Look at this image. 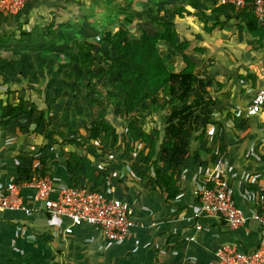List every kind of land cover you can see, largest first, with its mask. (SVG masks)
Segmentation results:
<instances>
[{"label": "crops", "instance_id": "crops-1", "mask_svg": "<svg viewBox=\"0 0 264 264\" xmlns=\"http://www.w3.org/2000/svg\"><path fill=\"white\" fill-rule=\"evenodd\" d=\"M139 1L128 0L127 4L136 9ZM148 1L151 4L142 8L147 10L159 6L161 12L172 9L175 3L180 4V1L173 2L175 0ZM199 1L209 7L220 5L218 0ZM93 3L100 8L103 16H108L109 12L123 14L121 10L117 11V8L122 9V0H30L27 8L13 21L0 17L10 23L21 21L20 27L32 26L31 30L36 25L52 24L56 33L52 32L48 40L53 42L56 39L59 42L62 34L59 35L58 30L63 24L70 25L71 11L82 8L86 11L82 17H88L87 11L92 8ZM240 10L235 8L234 12L227 11L228 18L223 13L219 14V23L209 32L204 27L205 23L200 20L189 21L177 16L171 19L180 40L189 44L186 52L188 49H196L198 52L200 50L197 48H202L210 56L239 58L240 63L243 61L253 68L255 73L242 67L237 68L240 69L237 72L241 83L246 80L243 77L245 75L249 86L253 76L255 78V86L252 88L256 90L250 94L251 101L252 95L264 86V73L258 72V68L264 65V43L262 46L258 45L247 33L244 20L236 17ZM211 24L212 18L207 21V26ZM160 52L164 63L173 59L174 65L176 62L181 65L182 57L172 49L161 45ZM227 62L229 61L222 59L212 69L215 73L212 78L222 84L220 90L225 87L226 76L230 78L231 74L230 71L227 74L228 69L224 66ZM243 83H234L230 87V97L236 95ZM230 111L223 110L222 114H218V120L222 123L218 135L221 148L217 150V143L216 148L211 151L216 155L215 159L209 160L207 155L201 166V156L196 161L189 159L184 177L179 182L180 194L175 200L165 202L162 195L149 183L140 182L141 178L131 181L130 178H134L131 174L128 180H123V177L116 185L117 196L130 200L135 223L130 236L124 242H109L99 230L86 225L75 227L71 234H65L63 229L68 224L67 220L50 218L41 211H34L30 215L8 211L0 213V264H202V249L213 250L225 243H234L242 250L256 246L264 229L252 218L247 222V234L240 229H228L216 217L205 218L203 230L197 234L195 242L189 241V236L195 233L193 226L185 224L179 218L183 208L193 200V181L207 173L213 176L224 174L228 177L235 190L236 204L249 217L254 209L253 201L244 197V190L257 186L264 190V106L253 116L246 115L245 110L236 111L235 105L230 107ZM12 153L13 150L9 148L6 151L1 150L0 158L6 166L4 173L10 177L16 175ZM213 164L216 165L215 168L212 167ZM54 175L67 183L63 166ZM119 176L117 174L116 177ZM25 202L32 205V200L28 197H25Z\"/></svg>", "mask_w": 264, "mask_h": 264}, {"label": "trees", "instance_id": "trees-1", "mask_svg": "<svg viewBox=\"0 0 264 264\" xmlns=\"http://www.w3.org/2000/svg\"><path fill=\"white\" fill-rule=\"evenodd\" d=\"M227 11L234 12L235 7L229 5L209 7L199 0H181L180 4L175 3L172 9L164 12H161L159 6L143 10L144 14L155 16L152 23L156 29L154 28L152 32L146 24H141L138 34H130L123 27L105 31L103 40L97 42L96 47L86 38L74 39L71 42L67 48V59L71 68L64 72L61 77L65 78L60 82L70 91L77 89L78 84L81 85L86 96L85 103L90 107L88 112L93 113L95 119L90 120L88 128L85 127L90 132L87 150L79 154L71 151L63 162L67 184L73 186L85 184L96 189L102 187L109 171L99 167L100 163L108 162L112 154L120 150L121 159L114 166L116 169L123 168L124 156L130 158L135 152L130 142L126 141L128 138L132 142L143 141L148 144L144 156L140 153V157L143 156L142 162L146 173L136 170L133 164L131 166L136 172L133 175L141 178L142 183L143 178H146L145 182L169 203L180 194L179 182L184 177L189 159L193 158L196 161L201 156L200 166L207 155L209 160L215 159L216 155L211 152V148L204 149L203 143L206 141L209 125L214 126L216 132L222 129L221 121H214L212 117L222 114L223 109L218 100H214L208 92L209 81L202 84L199 80L201 84L199 87L197 79L200 73L195 71L198 64L195 63V58L186 52L189 44L180 40L171 18L177 16L189 21L200 20L205 23L204 27L209 32L219 23V14L223 13L224 17L228 18ZM236 17L244 20L243 25L247 33L262 46L264 24L254 15L252 9L245 7ZM126 18L128 21L132 19L128 15ZM210 18L212 24L208 27L207 21ZM27 31L23 30L20 33L28 36L30 33ZM161 45L179 54L187 61V65L178 70L168 69L160 52ZM197 50L202 51V48ZM193 51L195 53L196 49ZM97 65L99 70L95 68ZM52 79L53 75L46 74L41 83L43 85L45 80L48 82L39 88L43 90L45 111L39 110L37 104L33 102H27L26 106L25 101L21 99L12 103L8 98H0V127L7 128L12 121L39 113L34 119L35 130H38L42 126L44 116L51 110L52 102L56 96L62 94L61 86L50 91L49 84L51 85ZM212 81L222 86L216 79L213 78ZM251 81V87H254L256 82L254 76ZM99 84H104V88L98 87ZM108 107L121 108L127 122L124 133L118 134L106 120ZM146 116L160 117L163 120V127L153 126L151 131L145 132L142 125ZM200 116L206 124L201 121ZM148 133H152L151 136ZM211 137L213 141H217V133L213 132ZM46 138L52 140L49 136ZM66 141L77 148L84 145L75 139L66 138ZM219 143L220 141L217 150L221 148ZM36 154L40 155L37 166H32V157L27 158L21 153L14 156L16 180L24 182L31 180L36 174H46L44 166L48 152L45 147H41ZM129 175L122 174L124 178L119 176L116 179L111 177L117 185L122 178L128 180ZM136 179L130 178L131 181ZM208 260L204 254L200 257L202 264H211Z\"/></svg>", "mask_w": 264, "mask_h": 264}, {"label": "rangeland", "instance_id": "rangeland-1", "mask_svg": "<svg viewBox=\"0 0 264 264\" xmlns=\"http://www.w3.org/2000/svg\"><path fill=\"white\" fill-rule=\"evenodd\" d=\"M154 2L156 5V1ZM127 3L128 0H122V9L117 8V11L121 10L123 14L109 12L108 16H103L100 8L96 7L95 3H93L91 5L92 8L87 11L89 14L88 17H82V14L86 12L83 11L84 9H73L71 11L72 21L70 25L63 24L58 30L59 35L62 34V40L59 42L56 39L53 42L48 40L52 32L53 34L56 33V28L52 24L45 26L36 25L35 29L31 30L32 26H24L26 29L22 28L23 26L20 27L21 21L20 23H10L6 21L7 19L4 20L0 17V70L3 72L0 74V98H8L12 103H16L21 99L25 101L26 106L27 102H33L37 104L39 110L45 111L43 90H39L41 86L44 87L48 82L45 80L42 85L41 82L44 76L46 74L53 75V81L51 85L49 84L50 91L57 86H61L60 88H62V94L56 96L55 100L52 102L51 110L44 116L42 126L38 130H35L34 119L39 113H34L31 117L23 116L16 121H12L8 124L7 128L2 129L0 127V140H4V142H2L3 145L5 144L3 151L9 148V150H13L12 154L14 156L21 153L27 158L32 157V166H37L39 164L40 155L36 153L41 147H45L48 155L44 169L46 170V174L55 176L54 174L62 168L63 162L69 152L75 151L79 154L87 150L89 147L88 137L90 132L85 127L88 128L90 126L89 122L90 120H94L95 116L93 113L88 112L90 107L85 103L86 96L83 93L81 85L78 84L77 89L75 88L70 91L65 89L60 82V80L65 78L64 76L61 77L64 72L71 68L68 64L67 48L74 39L80 40L82 38L91 40L93 46L96 47V43L103 40V33L105 31H114L119 27L126 28L130 34H138V28L141 24H146L151 32L154 28L156 29L154 23H152L155 18L153 17L154 15L149 17L142 13L143 10L145 11L142 7L146 8V5L151 4L148 0H140L136 9H133ZM119 15L121 16L119 17ZM127 15L132 17V19L128 21L126 18ZM9 19L13 21L14 18ZM18 28L21 30H18ZM23 30H28L27 32H29L30 35H22L20 32ZM187 53L191 54V56L195 58V63L198 64V66L195 67V71L200 73L197 79L199 87L201 86L199 80L202 84H206L209 81V86H207L208 92L214 100H218V104H220L221 107L223 106L222 109L225 110V112L230 113V107L234 105H239L241 107L247 106L250 100V94L253 93L256 88L253 89L250 87L251 85L249 86V80L246 75L243 76L246 79L243 81L244 83L242 82L243 87L238 89L234 97H230L231 90L229 89L231 86H234V83L236 85H238V83L242 85L239 81V73L237 71L240 69H237L238 67L254 72L253 68L249 67V64H244L243 61L240 63L239 58L210 56L206 51L205 53L204 51L194 53L193 50L188 49ZM222 59L229 61L224 63V66L228 69L227 74L230 71L232 75L230 74V78L226 76L225 87L220 90L221 86L212 81V77L215 76L212 69L215 64ZM180 62L181 65L177 62L176 65H174V60L171 59L167 63L165 62V65L170 70L179 69L187 65V61L183 58ZM52 67L53 69L50 70ZM95 68L99 70V65L95 66ZM242 72L243 71H241V73ZM73 85H75V83ZM103 85L99 84L98 87L104 88ZM106 112V120L116 129L117 133H124L127 122L124 120L125 117H123L124 115L121 112V108L117 107L113 109L112 107H108ZM218 117V115H214L212 120L217 121ZM200 118L201 121L206 124L202 116H200ZM142 126L145 132L151 131L153 126L162 128L163 120L160 117L146 116L144 125ZM209 126L210 129L206 134V141L203 143V148H211V150H214L219 140L218 135L220 130L216 132L214 131V126ZM213 132L217 133V141L212 140L211 136ZM148 134L151 136L152 133ZM47 136L51 137L52 140H48V138H46ZM66 138L79 140L84 145L77 148L75 145L71 144V142L66 141ZM126 141L130 142L135 152L131 154L130 158L124 156L122 161L123 168L120 169H116L114 166L117 162L119 163V159H121L119 157L120 150V152L113 153L108 162L105 161L104 163H100L99 167H103L105 170L109 171L106 173L107 176H112L116 179L117 174H120V177L122 174H136L131 166L133 164L136 170L146 173L142 160L147 151L148 144L143 141L132 142L128 138H126ZM140 153L143 154L142 157H140ZM89 158L93 160L91 155H89ZM13 164L15 165V163ZM134 178L139 177L134 176ZM143 180L144 183H146V178Z\"/></svg>", "mask_w": 264, "mask_h": 264}, {"label": "built area", "instance_id": "built-area-1", "mask_svg": "<svg viewBox=\"0 0 264 264\" xmlns=\"http://www.w3.org/2000/svg\"><path fill=\"white\" fill-rule=\"evenodd\" d=\"M30 0H0V16L15 18L24 11ZM220 5L234 6L236 9L250 7L258 20L264 24V0H218ZM264 73V65L258 68ZM264 106V86L251 97L246 107L235 105V110H245L246 115L258 114ZM0 140L1 150L5 144ZM5 164L0 161V213L8 211L30 215L41 211L50 218L68 221L63 233L71 234L75 227L82 225L99 230L109 242L120 244L126 240L134 228L133 209L130 201L116 195V185L112 177L106 176L104 185L91 188L89 185L73 186L62 182L56 176L36 174L31 180L18 181L16 175L6 176ZM216 167L215 164L212 165ZM261 187V186H260ZM256 188V189H255ZM245 189L243 194L253 201V211L249 216L236 204L235 190L224 174L201 175L193 181V200L182 211L179 218L193 226L195 233L189 241L195 242L197 234L203 230V220L216 217L230 230L249 232L250 218L264 229V190L255 187ZM32 200V205L25 202ZM254 247L244 250L234 243H225L213 250L202 249L211 264H264V233Z\"/></svg>", "mask_w": 264, "mask_h": 264}]
</instances>
